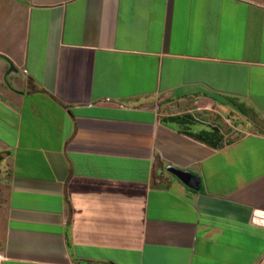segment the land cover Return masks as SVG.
Segmentation results:
<instances>
[{
  "label": "crops",
  "instance_id": "0c3cea01",
  "mask_svg": "<svg viewBox=\"0 0 264 264\" xmlns=\"http://www.w3.org/2000/svg\"><path fill=\"white\" fill-rule=\"evenodd\" d=\"M262 217L264 0H0V264H264Z\"/></svg>",
  "mask_w": 264,
  "mask_h": 264
},
{
  "label": "rangeland",
  "instance_id": "374dc122",
  "mask_svg": "<svg viewBox=\"0 0 264 264\" xmlns=\"http://www.w3.org/2000/svg\"><path fill=\"white\" fill-rule=\"evenodd\" d=\"M252 115H254L255 119L258 121L257 123H259L260 119L258 118V116H256L255 114L251 113ZM233 125V124H232ZM234 126V125H233ZM223 132L225 131L224 135L219 134L220 132L217 131V129H210L208 132H206V134L204 135V133H201L198 135L199 138H201L204 141H212L214 139H219L218 142H223L228 140L229 138H236V136H240V134L238 133H234L233 128H231L230 126H224V127H220ZM225 140H223V139Z\"/></svg>",
  "mask_w": 264,
  "mask_h": 264
},
{
  "label": "water",
  "instance_id": "95a60500",
  "mask_svg": "<svg viewBox=\"0 0 264 264\" xmlns=\"http://www.w3.org/2000/svg\"><path fill=\"white\" fill-rule=\"evenodd\" d=\"M10 70L12 71V67H10ZM166 171L190 189H199V179L193 174L172 166L167 167Z\"/></svg>",
  "mask_w": 264,
  "mask_h": 264
},
{
  "label": "built area",
  "instance_id": "2783aa9c",
  "mask_svg": "<svg viewBox=\"0 0 264 264\" xmlns=\"http://www.w3.org/2000/svg\"><path fill=\"white\" fill-rule=\"evenodd\" d=\"M257 216H260V215H257ZM263 221H264V217H262Z\"/></svg>",
  "mask_w": 264,
  "mask_h": 264
},
{
  "label": "trees",
  "instance_id": "16d2710c",
  "mask_svg": "<svg viewBox=\"0 0 264 264\" xmlns=\"http://www.w3.org/2000/svg\"><path fill=\"white\" fill-rule=\"evenodd\" d=\"M205 135V134H204ZM199 138V137H198ZM201 139V138H200Z\"/></svg>",
  "mask_w": 264,
  "mask_h": 264
}]
</instances>
